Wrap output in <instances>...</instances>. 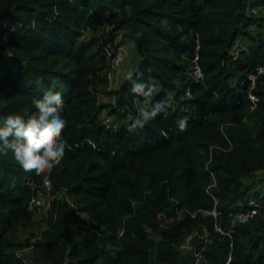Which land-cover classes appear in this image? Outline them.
<instances>
[{
    "label": "trees",
    "instance_id": "obj_1",
    "mask_svg": "<svg viewBox=\"0 0 264 264\" xmlns=\"http://www.w3.org/2000/svg\"><path fill=\"white\" fill-rule=\"evenodd\" d=\"M113 31L115 47L136 43L132 79L155 85L149 103L167 105L134 133L145 101L128 76L98 101ZM0 48V126L52 90L68 145L39 176L0 155V264H22L14 250L31 243L16 232L34 224L44 178L73 200L49 210L37 257L58 262L67 247L66 264H264V183L252 198L239 181L264 169V0H0ZM105 107L114 124L99 119ZM249 197L258 212L232 223Z\"/></svg>",
    "mask_w": 264,
    "mask_h": 264
},
{
    "label": "clouds",
    "instance_id": "obj_2",
    "mask_svg": "<svg viewBox=\"0 0 264 264\" xmlns=\"http://www.w3.org/2000/svg\"><path fill=\"white\" fill-rule=\"evenodd\" d=\"M132 82L131 91L144 98V104L134 106L137 115L128 125V132L142 130L158 114L166 111V102L152 105L149 103L156 91L155 85L137 82L130 73L127 77ZM36 112L27 118L20 115L8 116L3 126H0V155L11 152L16 162L25 172H35L36 175L50 174L55 166L60 164L68 147L67 140L62 136L67 121L60 115L63 107V97L59 92L47 91L42 99H34ZM186 119L179 121L183 131Z\"/></svg>",
    "mask_w": 264,
    "mask_h": 264
},
{
    "label": "rangeland",
    "instance_id": "obj_3",
    "mask_svg": "<svg viewBox=\"0 0 264 264\" xmlns=\"http://www.w3.org/2000/svg\"><path fill=\"white\" fill-rule=\"evenodd\" d=\"M253 11L256 15L261 13L260 16H262L263 11L261 9L257 8V9H254ZM254 30L256 31V29ZM109 37L111 39V42L115 44L121 38V34L118 31H113ZM119 47H120V50L122 51V62L119 65V67H117V69L114 71L113 79L110 82H107L106 87L101 88L99 90L100 93L98 95V101L106 105H110L112 101L114 100L113 96L111 95V91H113V89H116L119 82L131 73L134 65L136 64L138 60L137 46L135 42L133 41L125 42L121 44V46ZM0 51H4V49L0 48ZM103 69H104V66H103ZM106 109L107 107H105L103 110L100 111L99 119L101 121H104L105 124H110V123L114 124L113 117L108 116L106 114ZM205 164H208V162ZM245 167L247 166L245 165L244 169ZM239 181L242 185L249 186V189H248L249 196L252 190L261 191L263 183H264V169H260V168L249 169V171L247 170V172H245L244 175H242L239 178ZM38 198H39L40 204L38 207L33 208L34 224L31 227L24 229V230L18 229L16 232L17 237L19 239L22 240V239L28 238V242L31 243V245L24 247L22 249L21 248L15 249L14 253L15 252L16 254L20 253L21 255L24 256V259H27V258L34 259V257L39 258V259L43 258V260L47 264H66L68 262V259L66 257V251L68 248L63 247L62 238L60 239V243L62 242V247L65 250L62 251L58 255L59 256L58 262H52L48 258H44V257H37L38 255L42 256V254H40V252L37 251L35 247H33V242L41 239L40 233L44 231V225H45L46 220L50 219L51 222L54 221L56 223L57 218L54 216V214L52 215L49 214V210L53 208L60 209L61 208L60 203L62 202L66 203V205L69 203V205L71 206L73 197L68 195L62 187L54 189L53 186H51V184L49 183V188L46 189L45 191L44 190L41 191L38 195ZM257 202L256 204L258 207L260 204L259 202L258 203ZM257 212H258V208H257L256 213ZM78 215L79 217L85 218L83 214H78ZM81 239H82V235L80 234L76 236L74 240L79 241ZM186 245H187V239H185V241L180 245V247L186 248ZM107 248L109 247L107 246Z\"/></svg>",
    "mask_w": 264,
    "mask_h": 264
},
{
    "label": "built area",
    "instance_id": "obj_4",
    "mask_svg": "<svg viewBox=\"0 0 264 264\" xmlns=\"http://www.w3.org/2000/svg\"><path fill=\"white\" fill-rule=\"evenodd\" d=\"M102 51H103L104 58H105L103 73H104V76L107 82H110L113 79L114 71L117 69V67H119V65L122 62V51L120 50V47H115V44L112 42L104 43L102 46ZM263 70H264V64L261 67L256 68V72H261ZM189 74L194 81H198L202 77L200 69L198 65L196 64V56H194L190 60ZM250 79L252 80V77H250ZM48 183H49L48 180L44 178L43 185L46 189L48 188ZM38 195L30 198L29 200L30 208L39 206L40 201H39ZM248 205H249L248 209L242 212H238L236 213V215H234L231 221L232 223L234 222L241 223V222L247 221L248 219L252 218L256 214L257 204L255 200L250 198L248 200ZM210 213L212 215H215L214 211H211ZM16 256L20 257L22 264H41V263L34 262L30 258L24 259V257H21L20 253L16 254Z\"/></svg>",
    "mask_w": 264,
    "mask_h": 264
}]
</instances>
